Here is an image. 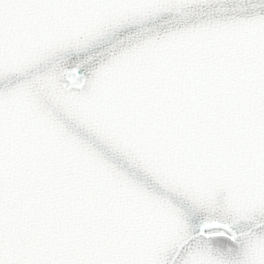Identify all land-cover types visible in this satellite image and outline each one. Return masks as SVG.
<instances>
[{
  "label": "snow or ice",
  "instance_id": "6c2138e0",
  "mask_svg": "<svg viewBox=\"0 0 264 264\" xmlns=\"http://www.w3.org/2000/svg\"><path fill=\"white\" fill-rule=\"evenodd\" d=\"M0 264H264V0H0Z\"/></svg>",
  "mask_w": 264,
  "mask_h": 264
}]
</instances>
